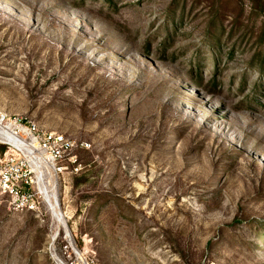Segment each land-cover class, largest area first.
Returning <instances> with one entry per match:
<instances>
[{
    "label": "rangeland",
    "instance_id": "1",
    "mask_svg": "<svg viewBox=\"0 0 264 264\" xmlns=\"http://www.w3.org/2000/svg\"><path fill=\"white\" fill-rule=\"evenodd\" d=\"M0 112L88 145L0 264H264V0H0Z\"/></svg>",
    "mask_w": 264,
    "mask_h": 264
},
{
    "label": "built area",
    "instance_id": "2",
    "mask_svg": "<svg viewBox=\"0 0 264 264\" xmlns=\"http://www.w3.org/2000/svg\"><path fill=\"white\" fill-rule=\"evenodd\" d=\"M0 145V193L18 209L32 210L42 203L50 208L53 199L49 201L47 195L57 192L69 163L78 171L75 150L88 146L72 136L45 130L33 121L4 112H0Z\"/></svg>",
    "mask_w": 264,
    "mask_h": 264
},
{
    "label": "bare ground",
    "instance_id": "3",
    "mask_svg": "<svg viewBox=\"0 0 264 264\" xmlns=\"http://www.w3.org/2000/svg\"><path fill=\"white\" fill-rule=\"evenodd\" d=\"M53 199V202L50 204L52 211L56 215V217L59 219L61 223H64L63 218V211L60 207L59 198L57 192L53 191L52 193H49L47 195V199L50 201V199Z\"/></svg>",
    "mask_w": 264,
    "mask_h": 264
}]
</instances>
